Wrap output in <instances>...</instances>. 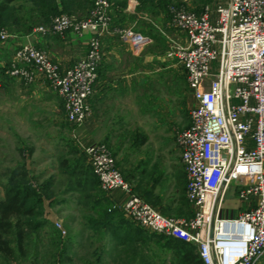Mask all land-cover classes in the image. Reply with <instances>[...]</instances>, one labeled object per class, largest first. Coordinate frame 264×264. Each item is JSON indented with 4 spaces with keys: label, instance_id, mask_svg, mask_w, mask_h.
<instances>
[{
    "label": "built area",
    "instance_id": "1",
    "mask_svg": "<svg viewBox=\"0 0 264 264\" xmlns=\"http://www.w3.org/2000/svg\"><path fill=\"white\" fill-rule=\"evenodd\" d=\"M211 2L200 14L168 8L169 27L183 39L167 37L165 57L181 65L193 98L189 125L177 136L192 216H164L133 193L103 143L86 136L80 147L112 208L130 222L196 245L201 264H258L264 256V0ZM109 9V0H93L85 20L61 14L33 30L40 36L91 33L86 54L72 66H57L27 43L15 50L6 71L24 84L47 83L76 130L88 113L102 39L115 36L136 49L150 42L132 29L112 27ZM8 38L0 27V41ZM232 188L244 208L235 218H221Z\"/></svg>",
    "mask_w": 264,
    "mask_h": 264
},
{
    "label": "rangeland",
    "instance_id": "2",
    "mask_svg": "<svg viewBox=\"0 0 264 264\" xmlns=\"http://www.w3.org/2000/svg\"><path fill=\"white\" fill-rule=\"evenodd\" d=\"M211 3V0H170L169 6L175 7L176 10L200 14L204 7ZM19 4L20 2L16 1L12 8H17ZM156 4H158L156 1L149 2L152 7ZM153 14L154 12L151 13ZM166 14L170 18V14L168 12ZM147 15L148 20L141 19L135 23V27L137 24H148L147 27L158 31L163 37L166 47L169 36L183 39L178 32L169 29L167 30L171 33L166 32L162 27L164 25L161 24L163 20H156L148 13ZM4 30L11 38L0 41L1 67L4 66L5 61L11 60L13 53L20 46L32 43L35 36L31 35L33 30L26 35L15 34L9 28ZM161 43H158L159 47L164 46L165 50V45ZM171 64L172 74L166 75L164 79L157 77L159 81L157 80L156 88L157 94L161 95V101L158 98L155 99L154 104L151 103L147 108L150 112L149 118L140 121L138 133L145 135V144L134 148L131 146V141L128 142L123 137L117 139L113 147L103 144L110 153L115 154L114 160L123 180L142 199L146 200L137 191L138 185L142 189L148 187L152 184V180L161 174L156 184L155 197L162 200L161 207L167 212L163 214L160 206L153 207L164 216L187 219L192 216L188 202V206H182L178 202L179 189L176 182L181 180V175L185 174V171L180 160L177 136L189 125L188 114L191 104L182 103L184 102L182 95L186 96L190 92L186 86V74L181 65L174 60H171ZM5 76L7 75L0 74V84ZM1 91L0 85V182L4 181L3 176L7 171L17 165H23L32 179L33 188L37 189L38 186L48 188L41 199L42 209L38 217L39 220H46L47 224L40 231L30 233L27 256L18 263L12 264H100L102 254L105 253L107 246L111 247V245H109L107 232L94 231L87 226V219L96 218L98 212L89 210V206L86 205L89 202L81 199L85 196L80 193L79 182H82L86 174L87 176L90 174L87 177L89 188L99 186H97V179L90 172L88 159L80 147V142L86 137L83 127L76 130L67 121L62 103L58 98H54L56 108L51 111L36 106L37 108L27 115H21L19 108L4 107ZM18 148L24 150V155H21ZM84 172L87 173L84 174ZM126 176H129L130 182L126 180ZM90 189L89 192L86 191V195L92 194L97 198L104 196L110 200V197L102 191L99 193L97 189H93L94 191ZM233 190L234 188L230 189L224 197L221 218L234 217L244 208L243 204L238 206L237 199H231L228 196V193ZM120 217L129 221L122 213ZM56 222L61 225L64 235L56 228ZM130 223L138 226L133 222ZM151 235L157 236L158 239L155 238L154 241L138 247L141 252L155 254L156 258H151L150 262L183 264L180 263V254L183 251L165 247V236ZM190 245L192 252L197 255L196 245ZM61 252H64L62 257L59 256ZM0 264H4L1 259ZM259 264H264V257Z\"/></svg>",
    "mask_w": 264,
    "mask_h": 264
},
{
    "label": "crops",
    "instance_id": "3",
    "mask_svg": "<svg viewBox=\"0 0 264 264\" xmlns=\"http://www.w3.org/2000/svg\"><path fill=\"white\" fill-rule=\"evenodd\" d=\"M109 2L112 27L131 28L136 34L150 40L148 44L138 49L129 41L115 36L105 37L101 41L102 58L96 70L97 76L88 99V113L82 127L85 135L93 141L113 147L116 140L122 137L128 142L131 141L133 133L139 131L140 121L149 118L150 112L147 108L155 99L161 98V95L157 94V80L172 74L171 60L165 57L167 47L163 37L158 31L147 27L148 24H137L135 27V23L141 19L148 20V13L156 20H163L161 24L164 25L162 27L166 32L172 29L169 27L166 13L158 7L150 6L149 0H109ZM150 10L155 11L153 15H151L153 11ZM78 14L81 16L82 12ZM23 30L24 27L21 26H14L11 29L15 34H23ZM90 37L89 32H84L82 35L72 32H66L62 36L35 35L32 43L44 51L52 61L65 68L72 66L86 54ZM159 42L165 45V50L164 46L159 47ZM3 78L0 84L2 100L4 107L8 109L19 108L21 115H27L36 109V106L51 111L56 108L54 98L60 99L63 106L57 93L41 80L24 84L17 78L9 76ZM182 97L184 98L182 103L192 104L191 94ZM183 176L182 173L181 183L185 182ZM228 194L231 199H237L233 192ZM118 196V193L113 194L115 199ZM2 197L3 192L0 188V198ZM110 200L112 202V199ZM240 205L242 203L239 201L238 206ZM237 215L224 218H235ZM119 222L122 227H119L115 233L108 232L111 247L107 246L100 258V264H154L155 261H150L151 258H156L155 254L141 252L138 248L141 244L154 241L151 234L144 231L145 234L140 235L137 230L140 227L126 220Z\"/></svg>",
    "mask_w": 264,
    "mask_h": 264
},
{
    "label": "trees",
    "instance_id": "4",
    "mask_svg": "<svg viewBox=\"0 0 264 264\" xmlns=\"http://www.w3.org/2000/svg\"><path fill=\"white\" fill-rule=\"evenodd\" d=\"M16 1H19L20 4L14 9L12 4L16 3ZM149 1H156L158 4L155 7L165 13L168 12L170 0ZM92 6L93 0H0V27L11 30L14 26H21L24 27L23 35H26L31 33L35 27L48 25L51 19L57 15L64 14L75 21L85 20L89 17ZM78 12H82L81 16H79ZM16 13L18 14L15 15ZM9 14L11 15L10 17ZM166 15L168 16V14ZM21 22H23L22 25H20ZM9 63L10 61H5L4 66H0L1 75H7L6 71ZM130 139L131 146L134 148H138L146 142L145 135L138 132L133 133ZM18 150L21 155H24L23 149L18 148ZM111 155L115 159V154L111 153ZM63 163L67 164L66 162ZM117 169L119 170L118 167ZM90 172L97 179L91 168ZM86 173L84 172V174ZM89 176L90 174L88 176L86 174L82 182H79L80 193L85 196L81 199L89 202L86 204L89 206V210L98 213L96 218L87 219V226L94 231L115 233L119 227H122L119 221L124 219L120 217L118 210L112 208L113 203L111 200L106 199L104 196L97 198L92 194L86 195V191L89 192L90 189L89 179L87 178ZM3 177L4 181L0 182L3 192V197L0 198V259L3 260L4 264H12L13 262L18 263L19 260L27 256V243L30 233L40 231L47 224L46 220H39L38 217L42 209L41 199L45 196L48 188L46 186H38L37 189L36 187L33 188L32 179L28 176L23 165H17L12 170L7 171ZM160 178L161 174L158 178L153 179L152 184H149L148 187L142 189L138 185V190H136L147 200H145L147 203L152 206H160L164 214L167 210L161 207L162 200L155 197L156 184ZM183 178L185 180V174ZM126 180L130 182L129 176H126ZM96 181L98 183L97 186H99L98 179ZM176 185L179 189V204L188 206L185 196L186 183H181L179 179ZM93 189H97L96 191L99 193L102 191L100 187L90 190ZM132 191L135 193L134 190ZM102 193L104 192L102 191ZM137 230L140 235L145 234L142 229L137 228ZM151 236L153 237L152 239L157 238L155 235ZM164 245L170 249L183 251L180 254V263L201 264L198 256L192 252L190 244L166 238ZM63 253H59V256L62 257Z\"/></svg>",
    "mask_w": 264,
    "mask_h": 264
}]
</instances>
